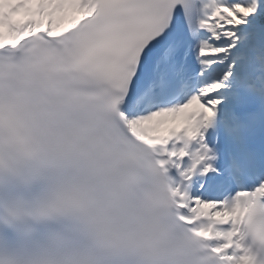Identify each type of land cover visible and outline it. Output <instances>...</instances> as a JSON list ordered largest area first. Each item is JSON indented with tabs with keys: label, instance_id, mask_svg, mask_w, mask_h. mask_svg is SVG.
Wrapping results in <instances>:
<instances>
[{
	"label": "snow or ice",
	"instance_id": "1",
	"mask_svg": "<svg viewBox=\"0 0 264 264\" xmlns=\"http://www.w3.org/2000/svg\"><path fill=\"white\" fill-rule=\"evenodd\" d=\"M0 264H264V0H0Z\"/></svg>",
	"mask_w": 264,
	"mask_h": 264
}]
</instances>
